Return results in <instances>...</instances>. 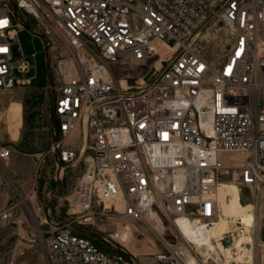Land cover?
<instances>
[{
	"label": "built area",
	"instance_id": "obj_1",
	"mask_svg": "<svg viewBox=\"0 0 264 264\" xmlns=\"http://www.w3.org/2000/svg\"><path fill=\"white\" fill-rule=\"evenodd\" d=\"M26 28L46 53L48 152L60 178L82 172L65 219L35 189L0 197V232L20 230L10 264L29 215L48 264H136L113 220L156 235L145 264H261L258 223L242 240L243 223L215 228L225 178L264 197V0H0V94L32 83ZM12 152L0 138L1 165Z\"/></svg>",
	"mask_w": 264,
	"mask_h": 264
},
{
	"label": "rangeland",
	"instance_id": "obj_2",
	"mask_svg": "<svg viewBox=\"0 0 264 264\" xmlns=\"http://www.w3.org/2000/svg\"><path fill=\"white\" fill-rule=\"evenodd\" d=\"M23 49L29 55L32 65L31 71L26 74L32 77V83L27 86L17 87L11 91L0 94V138L9 142L13 152L6 164H0V197L3 201L10 200L15 192L24 196L30 195L35 189L38 199L59 219L66 218L65 197L76 183L82 172V167H69L63 176H58L57 167L49 154V124L50 109L53 93L46 89L48 86V72L46 53L43 50L42 40L35 37L26 28L18 33ZM37 51L36 55L32 52ZM5 174L4 182L1 174ZM226 183L236 184L231 177L225 178ZM234 188L237 186L234 185ZM244 195L237 198L238 213H243L246 207L255 206L249 189L244 186ZM257 223L264 228V197L256 203ZM31 204L28 203V206ZM30 224H24L26 235L23 240L24 253L17 256L14 264H48L45 238L34 230L32 216H28ZM120 231H125L120 220H113ZM129 225H134L129 222ZM139 226V225H138ZM234 226L230 223L229 229ZM140 231L129 236L127 243L121 233H118L116 243L126 245L128 254L136 264L149 262L153 254L161 249L156 235L145 227L139 226ZM263 230V229H262ZM19 228L11 226L0 232V264H10L14 245L19 237ZM98 245L108 251L116 248L102 239H94ZM256 254L264 264V241L256 246Z\"/></svg>",
	"mask_w": 264,
	"mask_h": 264
},
{
	"label": "bare ground",
	"instance_id": "obj_3",
	"mask_svg": "<svg viewBox=\"0 0 264 264\" xmlns=\"http://www.w3.org/2000/svg\"><path fill=\"white\" fill-rule=\"evenodd\" d=\"M234 185L236 184L234 183L229 184L224 181L221 182L218 187V196L221 203V211L223 213V218L216 226L215 233L220 234L221 232L228 230L230 223L233 225H235V223L237 224L243 223L247 226L246 233L243 234V236L242 234H240L241 238H239L238 240H242L244 236L245 238L250 239L251 235L247 234V232H251V229L248 226H254L255 224H257V220H258L257 211H256L257 204L252 199L253 202L255 203V206L246 207L243 213H238L237 198L240 196L241 190L238 187V185H236L237 187L234 188L233 187ZM118 233H121V235L124 236L125 239H121V240L127 243L129 233H127L126 231L123 232L121 231ZM114 237L118 238L116 235H114Z\"/></svg>",
	"mask_w": 264,
	"mask_h": 264
},
{
	"label": "water",
	"instance_id": "obj_4",
	"mask_svg": "<svg viewBox=\"0 0 264 264\" xmlns=\"http://www.w3.org/2000/svg\"><path fill=\"white\" fill-rule=\"evenodd\" d=\"M88 232H90V233H91V231H90V230H88ZM263 239H264V233H263ZM224 242H225V243H228V239H225V240H224Z\"/></svg>",
	"mask_w": 264,
	"mask_h": 264
}]
</instances>
